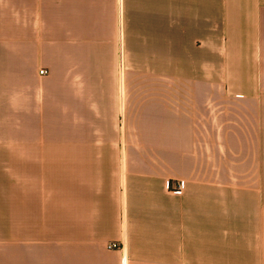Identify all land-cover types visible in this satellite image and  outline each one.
Returning <instances> with one entry per match:
<instances>
[{
    "label": "crops",
    "instance_id": "0c3cea01",
    "mask_svg": "<svg viewBox=\"0 0 264 264\" xmlns=\"http://www.w3.org/2000/svg\"><path fill=\"white\" fill-rule=\"evenodd\" d=\"M0 264H264V0H0Z\"/></svg>",
    "mask_w": 264,
    "mask_h": 264
},
{
    "label": "built area",
    "instance_id": "2783aa9c",
    "mask_svg": "<svg viewBox=\"0 0 264 264\" xmlns=\"http://www.w3.org/2000/svg\"><path fill=\"white\" fill-rule=\"evenodd\" d=\"M41 73L44 74L46 73V70L45 69H42L41 70ZM166 188L169 192H172V193H182L184 191V188H185V181L184 180H168L166 182ZM118 247V245L116 243H111L109 244V248H116Z\"/></svg>",
    "mask_w": 264,
    "mask_h": 264
}]
</instances>
